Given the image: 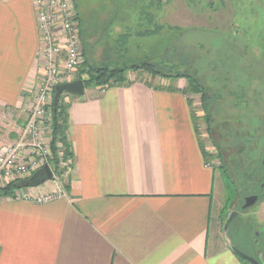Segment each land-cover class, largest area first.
<instances>
[{
    "label": "crops",
    "instance_id": "0c3cea01",
    "mask_svg": "<svg viewBox=\"0 0 264 264\" xmlns=\"http://www.w3.org/2000/svg\"><path fill=\"white\" fill-rule=\"evenodd\" d=\"M39 49L33 0H0V145L22 132ZM126 76L66 97L71 170L0 198V264H243L212 228L220 174L204 160L186 80Z\"/></svg>",
    "mask_w": 264,
    "mask_h": 264
},
{
    "label": "rangeland",
    "instance_id": "374dc122",
    "mask_svg": "<svg viewBox=\"0 0 264 264\" xmlns=\"http://www.w3.org/2000/svg\"><path fill=\"white\" fill-rule=\"evenodd\" d=\"M76 3L83 59L86 51H89L88 61L95 66L149 59L163 71H194L208 87L207 113L202 109L200 94H190V100L202 149L210 154L207 161L220 174L213 194L212 228L231 246L250 256L262 251L259 255L262 262L256 259L264 264V245L259 242L252 247L254 240L264 235V200L247 210H238L225 232V220L237 211L247 191L227 190L221 174V166L229 167L230 159L249 163L246 153L249 145L264 143V101H253L255 90L264 85V0H222V3L220 0H77ZM173 27L179 29L175 36ZM145 29L157 30L147 35L137 34ZM210 63L218 65L217 69L211 70ZM77 73V78L86 77L79 67ZM257 115L261 121L257 122ZM59 181L62 180L58 178ZM249 222L253 223L252 230L245 227Z\"/></svg>",
    "mask_w": 264,
    "mask_h": 264
},
{
    "label": "built area",
    "instance_id": "2783aa9c",
    "mask_svg": "<svg viewBox=\"0 0 264 264\" xmlns=\"http://www.w3.org/2000/svg\"><path fill=\"white\" fill-rule=\"evenodd\" d=\"M33 7L44 64L36 86L30 92L27 118L20 136L11 143L0 145V183L4 184L29 177L49 165L54 89L60 83L77 79L78 67L84 60L74 1L33 0ZM71 164L70 158L61 161L63 177L70 172ZM53 179L58 181L55 176ZM60 194L57 190L34 197V200L44 202ZM18 195L17 191L15 196Z\"/></svg>",
    "mask_w": 264,
    "mask_h": 264
},
{
    "label": "trees",
    "instance_id": "16d2710c",
    "mask_svg": "<svg viewBox=\"0 0 264 264\" xmlns=\"http://www.w3.org/2000/svg\"><path fill=\"white\" fill-rule=\"evenodd\" d=\"M74 1V6L77 13V18L79 21V26H81V20L80 16L77 12V0ZM222 3V0H220ZM209 6L212 7V3H209ZM157 28V26L155 27ZM173 36L176 35L175 31H179L177 27H173ZM157 30V29H155ZM150 31L145 29L144 31H141V33H137L139 35H147L156 33V31ZM80 35H81V28H80ZM172 36V37H173ZM82 42V41H81ZM84 64L80 65L79 70L81 72L86 73L85 78L78 77L77 79H81L84 83V87L89 86H99L101 88L110 87V86H126L131 83L130 80H128L126 73L129 70L136 71L138 73H147L152 78L155 77H163V78H172V79H178V78H184L187 82L186 88L183 90L185 94H200L201 95V102H202V109L204 112L207 113L208 110V91L207 86L204 85L201 80L196 76L194 71H163L154 66L152 61L149 59H144L141 62H125L121 65H102V66H95L93 64H90L87 62V60H83ZM225 63V62H224ZM209 68L211 70H216L217 66L216 64H209ZM242 68L239 69V73L241 74ZM227 77L225 80H228L229 75L226 73ZM239 75H236L235 78H238ZM69 93L61 92L57 102L54 104L52 101L51 104V116H52V132H51V141H50V149H51V157L48 159V164L50 168H52L53 174L55 177L62 179L63 171L64 169L59 167V163L62 160L66 159H72L73 157V151L70 141L67 139V129H68V108L70 106V101L66 100V97H69ZM253 101H264V85L259 86L258 89L255 90L253 93ZM190 104H192V100H189ZM192 117L194 119V127L196 130V123H195V116H194V110L191 108ZM256 113H258V109L256 110ZM208 126L210 127V119L208 118V115L206 114ZM261 121L259 119V116L257 115V122ZM261 124V122L259 123ZM264 124V123H263ZM209 129V128H208ZM244 142L245 140H241ZM200 147L202 148V143L200 142ZM61 152V153H60ZM202 154L204 156V160L206 162L209 153L205 152L202 149ZM223 181L227 188V190H233L237 191L234 188L232 180L227 177V175L224 174L222 171ZM41 178V172L40 169L33 172L29 177H25L22 179H15L12 180L2 186H0V198L2 197H14L16 192L26 188L28 186H35L38 185L39 179ZM238 192V191H237ZM231 203V202H229ZM239 260L243 264H249L244 259L240 258L238 256Z\"/></svg>",
    "mask_w": 264,
    "mask_h": 264
},
{
    "label": "flooded vegetation",
    "instance_id": "af4514ba",
    "mask_svg": "<svg viewBox=\"0 0 264 264\" xmlns=\"http://www.w3.org/2000/svg\"><path fill=\"white\" fill-rule=\"evenodd\" d=\"M252 145L254 144L249 145L250 149L246 152L248 155L247 157L249 158V163L242 164L238 160L234 161L230 159L229 167L225 165L221 166V174L223 171L224 174L232 180L234 188L238 192L242 191L241 188L247 191V193L244 194L242 201L239 203L237 211H234L235 215L237 214L238 210L240 212L247 210L258 201L264 200V143L260 146ZM250 195H256L258 197L256 202L252 206L243 208L242 206L245 202V198ZM249 224L246 223L245 225L244 223L248 230H252L253 223L249 222ZM254 233L255 235H258L257 231ZM259 240H254L252 243L253 248L256 247L259 242L264 245V235L262 236V239L260 238ZM259 255H262V251L259 253L257 251V254H254L252 257L258 258L260 260ZM260 261L262 262V260Z\"/></svg>",
    "mask_w": 264,
    "mask_h": 264
},
{
    "label": "water",
    "instance_id": "95a60500",
    "mask_svg": "<svg viewBox=\"0 0 264 264\" xmlns=\"http://www.w3.org/2000/svg\"><path fill=\"white\" fill-rule=\"evenodd\" d=\"M61 92H66L72 95L82 96L84 94V83L81 79H74L72 81H66V82L56 85L54 89V93H53V103L54 104L57 102L58 97ZM40 172H41V178L39 179L38 184H42L43 182L52 180L54 178L53 172L51 171L48 165H44L40 169ZM257 198L258 197L256 195L247 196L245 198V202L242 207L245 208V207L252 206L256 202ZM234 215L235 213L232 212L231 214H229V216L225 220L224 227H223L225 232L227 231V225L229 221L233 218ZM232 250L237 256L244 259L249 264H262L258 259L240 251L239 249L234 248L233 246H232Z\"/></svg>",
    "mask_w": 264,
    "mask_h": 264
}]
</instances>
